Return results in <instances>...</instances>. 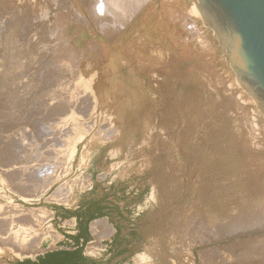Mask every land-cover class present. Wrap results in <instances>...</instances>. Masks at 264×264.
Masks as SVG:
<instances>
[{"label":"bare ground","instance_id":"6f19581e","mask_svg":"<svg viewBox=\"0 0 264 264\" xmlns=\"http://www.w3.org/2000/svg\"><path fill=\"white\" fill-rule=\"evenodd\" d=\"M114 1L115 2L117 1V3H118L117 5L120 4L123 7V10L125 9V11H126L125 12L122 10L123 13L124 12L126 13V18H123V19H125V23L122 25L117 24L118 26H116V25L114 26V24H113V23H115V21H113L112 17L117 20L116 16H113L111 13L109 14V13L105 12V10H103V11L97 10V8L102 9L103 6H101V7L90 6L91 0H0V59L3 60L7 54H8V56L11 55V57H9V58H11L10 59L11 60L10 65L12 63L13 66L19 70L18 72H20L21 77H22V83L21 84H18L19 82L15 83L16 85L14 87L19 85L18 88H16V89L12 88V85L11 86L9 85L10 83H7L9 81H6V82L3 81L2 82L3 87L1 86V92H2L1 95L3 94L4 97L3 96L2 97L4 99L2 98L3 100H1V101H4V103L0 104V107L4 106L3 107L4 109L7 108L9 110V112L14 113L15 114L14 116L19 121H22L23 119L28 117L30 114H33L36 117L37 115L40 116L39 114H41V113L47 112L46 118L49 117L48 118V120L50 119L49 125L50 124L53 125V128H51L52 129L51 134H50V132L47 133V134H50L51 137H49V135H48L49 138L46 137L47 140H45L42 143V145H44V146L50 145L51 148H53V147L55 148L57 144L53 145V143H55L57 139L59 140L60 137H63L65 135L69 136L70 141L69 142L67 141L68 142V143H66L67 145L65 144L66 148L60 142L61 145L64 147L63 148L64 151H63V153L61 152L62 154L58 153V155H57V156L63 155V157H64L63 161L64 162L63 163L61 162V163L64 164V166L68 167L67 169L71 168V165H72V163H73V161L77 155L78 144L85 138V136L88 133H90L94 129V127L97 123V119H95L94 116L97 114V112L99 111L100 114H103L104 112H102V111L107 110L105 108H108V110L111 109V107L109 109V106H111L109 104L116 102V103H113L115 106V104H121L122 105V102H123V101L120 102L121 101L120 98H122L121 96H123V94L125 92L119 93L118 95H113V97H112L113 100L110 101V103L106 102V104L108 103V106L106 107V105H104L105 108L103 109L102 105H103L105 100L110 98V91H111L110 89H108L109 87L104 86V80H106L108 77L111 76V73L109 71L111 69L108 70V67L111 66L112 64L114 65V63L115 64L117 63L115 61L117 59H115V57H113V53H116L117 51L120 52L121 50L119 48L122 47L120 45H123V44H121L122 41L118 42V41L113 40L112 42L110 41L111 43H109V41L105 40V41H107V42H105L102 39L101 40L103 42L100 41V43H99L98 37L102 36L104 39H108V38L112 39L113 36H116L117 34H119L118 32H120V31L127 32L131 27L133 28L134 24L138 28V30H137L138 32L141 31V28H142V31L140 32V34H142V38L144 39V42L142 40H140L141 42L139 41L138 49H137L139 54L138 55L135 54L138 56V58L136 61H134L135 59L134 60H131L130 58L129 59L134 62L133 64H136V65H132L133 67L139 66V67H142L144 69L143 71L145 73L144 72L141 73L144 75V77L147 75L146 65H148L149 63H148V61H146V62L143 61V59L139 56H141L140 53L141 54L142 53L145 54V52L150 53L147 50H151L152 47L154 48L153 45H155V44L149 43V41L151 39H153L149 33H152L151 31L153 30L151 28V23H153L152 19L154 17L156 18V15H158V13L155 14V12L153 10L154 8L150 9L151 7L148 6V5H150L148 2H151V0L150 1L149 0H141V1L140 0H114ZM146 1H147V3H146ZM95 2H97V1H95ZM153 3H155V2H153ZM180 3H181V1H179V4ZM182 3H184L185 7H188L187 12H189L193 16L190 19H194L195 21H197V23L203 24L204 21L201 17V14L199 13L196 5L193 3L192 5L187 6L184 0L182 1ZM146 4H148V5H146ZM144 5H146V6H144ZM181 6H183V5H181ZM148 7H150L149 10H148ZM185 7H183V8L185 9ZM118 8H120V6ZM152 11L154 12L153 14L155 15L153 18L151 16V15H153ZM184 12L185 11H182L183 16L185 15ZM171 13H173V12H171ZM189 13H187V14H189ZM139 15H143V16L148 15L147 17L145 16L147 18V20L145 17H143V19H140V21L138 23L137 19H138ZM87 16L90 18V21H88ZM185 16L188 17V15H185ZM187 17H184V20H186ZM189 17H191V16L189 15ZM189 17H188V22H186L187 24H189V21H190ZM120 19H122V17ZM194 20H191V21H194ZM121 21H123V20H121ZM89 22L92 24L93 27L90 26ZM118 23H120V21H118ZM186 23H185V25H187ZM193 24H195V22ZM158 25H159V23H158ZM182 25L184 26V24H182ZM188 26L191 27L190 24ZM144 27L146 28V30ZM93 28L101 31L102 34H100L99 32H97V34H96V32L94 31ZM201 28H203V27H201ZM204 28L206 30L207 26L205 25ZM187 29H189V28L187 27ZM130 30H132V29H130ZM189 30H190L191 34H193L195 32L194 30H191V29H189ZM175 31L176 30H173L174 33H175ZM181 31H183V30H181ZM184 31H186L185 28H184ZM192 31H194V32H192ZM196 32H197V30H196ZM201 32H203V34H204L203 30ZM83 33L88 34L89 38L87 36L86 39L87 40L90 39L89 40L90 42H88L86 40V43H84L85 42L84 39L78 40L79 39L78 37L81 36L79 34H83ZM190 33L187 32V33H183V34L186 35V34H190ZM131 34H132V31H131ZM152 34H154V33H152ZM176 34L177 33H175V35ZM198 34L199 33H196V34L194 33L193 37L194 36L196 37V35H198ZM213 34L215 35L214 32L212 33V35ZM189 36H187V38ZM200 36H202V35H199L197 37L199 38ZM96 37H97L98 42H96ZM191 37L192 36H190V39H191ZM197 37H196V39L198 40ZM136 38H137V36H136ZM142 38H140V39H142ZM156 39H158V38H156ZM200 39L202 40L203 38H199V40ZM83 40H84V42H83ZM121 40H122V38H121ZM181 40H182V37H181ZM187 40H189V39H187ZM134 41L135 40H133V42ZM127 42L130 43L129 41H127ZM159 42L163 43L164 41H159ZM181 42H183V40ZM197 42H196V44H197ZM132 43H130V44L132 45ZM164 43H167V42H164ZM190 43H191V41H190ZM198 44H200V43H198ZM191 45H192V43H191ZM134 47H136V46H134ZM132 49H130V50H132ZM169 49H170V47H169ZM181 49H184V47ZM173 50H175V49L173 48ZM114 51H116V52H114ZM8 52H10V53H8ZM124 52H123V54H124ZM154 52H155V50H154ZM161 52L165 53V50L164 51L162 50ZM202 52H203V50H202ZM177 53H179L180 55L178 54V56H177L175 54L176 55L175 57H170L169 55L171 53L169 54L167 52L166 54H169V55L166 58L167 59L169 58V59L166 60V58H164L166 60L165 62H171L172 60L180 61L186 57L184 54V51L182 54V50H181V52L177 51ZM155 55H157V54L155 53ZM162 56H164V55H162ZM188 56H190V54H188ZM133 57H132V59H133ZM5 58H7V57H5ZM9 58H7V59H9ZM187 58L192 60L191 57H186V59ZM196 58L197 57H194V60ZM129 59H128V62H129ZM121 61L123 62L122 59H121ZM122 62L120 63V61H118V63H120V64H122ZM5 63L9 64V62H5ZM127 63H126V65H127ZM199 63H200V61H199ZM130 64H131V62H130ZM168 64H170V63H168ZM184 65H185V63H184ZM195 65L202 67L197 63H195ZM119 67H122V66L120 65ZM129 67H131V66H129ZM151 68H152V66H151ZM191 68L188 67L189 70L187 69V70L183 71V73L181 72L180 76L176 75L175 78L171 74L172 72L167 70V68H166L165 72L163 73V75H162V72H161V74L154 75L155 77L158 78L157 81L160 80V82H157V81L155 82V83H157V86L159 88L158 90L161 89L163 91V92L162 91H159V92L162 93V96H163V94H165V96H166V98L164 99V102L156 101L157 99L156 98L153 99L151 97V95L148 94L146 91L142 90V91H139V93L132 91V97H131V95H129V98L130 97L132 98L131 101L124 103L125 107H127L126 104L127 105L132 104V106L130 108L131 111L126 112L127 111L126 110V111H124L125 112L124 113L122 110L124 115H127V116L132 115L133 116L132 117V125L131 124L129 125L130 127L136 128V125L134 126L133 122L136 119L138 120L137 126H139L138 127L139 132L140 131L142 132V130L146 127V124H148L149 116H150L151 118L153 117L152 121H159V119L161 120V124H164V126H165L163 129L168 131V133H169L168 136L171 140H173L174 138L177 139V137L179 136L178 138H180V141H179L180 143L177 146L173 145V143H172V146L177 147L176 151H179L181 153L180 156L182 155V158H183L182 161L184 162V165L186 164L185 166H181V168H182L181 170L184 169V172H186V169L190 168L191 165L192 166L194 165V167H196V165L199 166L201 171L204 170V168L206 169L208 167L210 169L212 167H215L216 169L218 168V173L215 174L214 176H212V175L210 176V174H212L213 171L209 173V177H207L208 173L205 175L201 174L200 178L198 179V182H195L196 178L194 179L195 181L193 180L196 184H192L193 181L191 183L192 186L196 185V187L194 186V190L197 189V194H198V195H196V193H195V196L194 195H192V196L193 197L197 196L198 199H197V197H196V199H194V204L196 205V209H195V205H193V202H191L192 207H190V208H192V210L195 209V211L190 213L189 223L187 225L188 232H189V234H191V236H194L195 234H202L203 235V233H204L206 238H204L201 235L202 238L200 240H198L197 243L192 244L193 247L190 248L189 253H188V255L190 254L189 259L187 258V256L185 257L183 255L182 256L185 257L186 260L181 259L179 257L181 259V262H182V260H184L183 263H181V264H195L196 256L193 253L194 249L208 247V246H210V245H212V244H214L220 240V239H217L218 237L215 238L214 240H211V239L209 240V236L206 235L205 233H211V232H213V230H215L216 232H219L218 236H220L221 234H226V235L228 234V236L231 234V236H232V233L234 230L237 231L238 229L246 227L247 225H250V224L260 226L261 224L264 223V171L260 168V166H259L260 170L259 169L257 170L256 169L257 167H254V164L252 162H250L251 159L250 158L248 159L249 154L247 157V153H245L244 151H241V152H244V154L242 153V156H239L238 152L230 150L231 138L234 134V133H231L230 130L233 129V128H231V126H232L231 124L234 123V120H232L233 122H231L229 120V117H228L231 114L227 115L226 113H228L230 110L233 111L232 107L234 106V104L236 105V102H234L232 100L234 102V104L231 101L230 103H232L233 106H231L229 104L228 105L229 108L228 107L225 108L223 106L224 105L223 102L226 101L228 97L231 99V97L233 96V94H232L233 91L230 89L228 90V88L227 89L224 88L225 89L224 90L222 88L223 82L220 83V79H218L216 77H214L212 79L211 75L207 76V74H206L207 72L204 74V73H202L203 71L201 72L200 69L193 70ZM10 69H11V67H10ZM136 69H140V68H136ZM157 69H158V67H156V70ZM179 69H180V66H179ZM122 70L120 69L121 72H122ZM148 71L150 72L151 69ZM209 72L210 71H208V73ZM127 73H130V72H127ZM151 74H148L147 78L150 77ZM164 74H167V75H165L166 77H164ZM127 75H128V77L122 79V80H125V82L127 84H129V85L133 84L134 85L135 83H137V85L145 87L143 81L142 82H136L134 80L133 74H132L133 76L130 74H127ZM178 75H179V73H178ZM167 76H168V78H167ZM151 77H153V75ZM155 77H153V78H155ZM181 79H184L185 83L184 82L179 83L178 81ZM154 80H156V79H154ZM200 81H202V82H200ZM217 81H219V84ZM231 81L233 82V84L236 83L239 85L236 77ZM20 82H21V80H20ZM199 82L203 83L204 86L198 85ZM149 83H150V86L153 84L151 82H149ZM189 83H192V85H191L192 87L189 86ZM146 86H148V85H146ZM154 86H156V85L153 84L152 87H154ZM232 87L233 86H230V88H232ZM164 89H167V90H164ZM129 90H130V88H129ZM219 94L225 95V97H227V98L225 100H223V98H224L223 97V98H221L223 100V102H219V100H217V98H219V96H218ZM231 94H232V96H231ZM222 95H221V97H222ZM238 95H242V94L239 92ZM164 97H162V98H164ZM247 98H246V100H247ZM161 99H160V101H161ZM230 99H228V103H229ZM171 100H173V102H174L173 105L170 103ZM241 100H242V98H241ZM251 100L252 99H250L249 102ZM48 101L50 104L53 103V105H55L52 109H51V107H48V105H47ZM135 102H139L140 105H142L144 107V111H141L138 113L135 109V105H134ZM151 102H153L154 104H151ZM54 103H56V104H54ZM113 104H112V106H113ZM117 106H120V105H117ZM124 106L122 109H124ZM236 107L234 109H236ZM0 109H2V108H0ZM112 109H115V108L113 107ZM238 109L240 110V112L243 113V114L238 113V114L243 115V117L240 116V117H242V119L239 118V120H238L240 125H241V128L243 129L241 131L243 135H240L242 137L238 136V138H241V140H240L241 144L239 145L238 148L241 150H244V148L247 144V142H246L247 136H248V138H250L248 135V132L251 133V131L252 130L254 131V129H253V127H252L253 125H251V123L247 126V125H245V122H243V125H242V122H240V121H243V118L244 119L246 118L244 116H245V113L247 111L244 112L245 110L242 109L241 107H238ZM120 110H121V108H120ZM222 110L223 111L225 110L223 114H222V112H223ZM232 111L229 113H232ZM136 113H138V114L136 115ZM3 117L5 118L6 116H3ZM3 117H1V118H3ZM99 118H101V117H99ZM115 118H116V115L114 117V120H118ZM134 118H136V119H134ZM250 118H251V116H250ZM7 119H9V118L7 117ZM13 119H15V118H13ZM104 119L106 121V118H104ZM26 120H30V119L27 118ZM46 120L47 119H44V121L42 120L43 123L47 122ZM114 120H110V121H114ZM130 120H131V118H130ZM245 120H247V119H245ZM32 121H34V120H32ZM99 121H100V119H99ZM99 121H98V123H99ZM235 121L238 122L237 119ZM108 122L106 121L105 123H108ZM117 122H119V120ZM5 123L7 125V122H5ZM43 123L41 124V126H45V124H43ZM129 123H131V122H129ZM252 123H253V121H252ZM254 123L256 124V122H254ZM112 124H116V123H112ZM246 124H248V123H246ZM3 125H0V127H4ZM6 125H5V127H6ZM103 125L105 126V124H103ZM109 125H111V124H108V126ZM117 125H119V123H117L115 125L116 128H117ZM46 126H47V124H46ZM126 126H128V124ZM5 127L2 129H5ZM113 127L114 126H112V128ZM237 127H238V129H241V128H239L240 126H237ZM40 128L39 129L37 128V130H40ZM105 128H107V127H105ZM116 128L113 129V131L116 130ZM118 128H120V131H121V129L123 127L119 126ZM19 129H21V128H19ZM31 129L27 130V131L28 132L32 131ZM103 129L101 128L100 130L102 131ZM35 130L36 129H34V131ZM0 131H2L1 128H0ZM34 131H32V132H34ZM117 131H118V129H117ZM135 131H137V129ZM114 132H116V131H114ZM161 132H164V131H161ZM110 134H111V132H110ZM110 134H108L107 137L112 136ZM252 134H253V132H252ZM28 135L31 136V135H34V133L31 134L29 132ZM163 135H164V133H163ZM6 136H8V135L6 134ZM25 136L22 137L20 135L18 137V138H20V137L23 138V139H20L21 140L20 142L17 141L20 143L21 147H23V148L24 147L25 148L26 147L27 148H33L34 147V148H36V150L40 149L39 141L36 142L34 139L28 140L29 137L26 138ZM103 136H105V135H103ZM119 136H120V134H119ZM152 136H154V138H155L154 134ZM160 136H162V135L159 134V137ZM91 138H92V136H91ZM145 138H147V137H145ZM149 138H151V137L149 136ZM62 140L63 139H61V141ZM106 141H108V140H106ZM175 141L177 142V140H175ZM149 142H151V141H149ZM152 142H154V141H152ZM170 142H173V141H170ZM237 142L239 143V141H237ZM237 142L235 144H237ZM57 143H58V145H60L59 142H57ZM12 144L16 145L17 143L16 144L12 143ZM157 144H158V142H157ZM18 146H19V144H18ZM44 146L41 147V149L46 148ZM151 146H150V149H151ZM157 146L159 148L160 144H158ZM168 146H166L164 148L168 149L170 147V146L169 147ZM249 146H251V144ZM155 148H157V147H155ZM41 149L38 151V153L36 155L34 154V156H32L33 153H36L35 152L36 150L34 149L33 153H31V155L29 154L31 156V158L28 157V159L24 160V162H21V160L20 161L17 160L18 163H17V167H16L17 173L15 172L16 173L15 180L18 181V186L16 187V189H18L20 186H23V185L27 186L29 184L28 182H30V180L35 182L34 179H35V175H36V176H38V177L40 176V178H42L41 181H40V179L39 180L36 179L37 182L40 181L39 192H38L37 196L43 195V194L47 193L49 190H51L52 185L56 181H58L62 175H64L66 173L64 171L60 172L63 167L60 169H57L60 174L55 172V171H52L55 164L50 169L51 166H49L50 165L49 163L52 160V158H51V160L49 158V160H50L49 161L48 160L49 156L44 155V153H46L47 151H44V153H42ZM63 149L60 148L59 150L62 151ZM153 149H154V147H153ZM17 150L18 149L11 148V147L6 149V151L8 152V155H10V157L12 154L14 155V157H17L16 154L19 153ZM24 150H26V149H24ZM120 150H121V148H120ZM254 150H256V149H254ZM15 151H17V153H15ZM19 151H20V149H19ZM56 151L58 152V150L56 149L54 151V153ZM257 151H256V153H257ZM22 152H20V153H22ZM128 152H129V150H128ZM146 152L147 151H145L144 154ZM163 152H164L163 154L166 153L165 151H163ZM150 153H151V150H150ZM172 153H173V151H172ZM25 154H27V152ZM120 154H122V153H120ZM154 154H155V152H154ZM257 154H259V153H257ZM52 155H54V154H51V156ZM115 155H117V154H115ZM146 155H147V153L145 154V156ZM170 155L172 156L173 154H170ZM177 155L179 156V154H177ZM180 156L178 158H179V161L182 162L180 160V158H181ZM52 157H55V156H52ZM56 157H55V159H56ZM148 157L150 158V156H148ZM159 157H158V160H159ZM259 157L261 158L260 155H259ZM19 158L21 159L22 157L20 156ZM58 158H57V161L59 164V160H62V157H61V159H58ZM154 158H155V156H154ZM169 158H170V156H169ZM174 158H176V155ZM254 159L257 160V158H254ZM156 160H157V158H156ZM173 160H177V158L173 159ZM263 160L264 159H262L260 161H263ZM170 161L171 160H169V162ZM179 161H176V162H179ZM252 161H254V160H252ZM255 161H254V163L258 165V163H256L257 161L256 162ZM0 162H2V160ZM155 162L156 161L154 160L153 163H155ZM236 162H238V163L236 164ZM13 163H15V162H13ZM3 164H4V162H3ZM166 164H167V162H166ZM157 165L158 164L155 163L154 167H156ZM159 165H161V167H162L161 162ZM179 165H178V167H179ZM261 165H264V162ZM4 166L3 167L1 166V168L3 169L6 167V166L5 167ZM172 167H174V166H171L170 168H172ZM247 168L249 170L250 169L252 170V174L249 172V170H247ZM262 168H264V166ZM169 170L172 171L173 169L172 170L169 169ZM181 170H179V173H181ZM73 171H74V169H73ZM193 171H194V169H193ZM235 171H236V173L234 175L237 174L236 176H238L241 180V181H239L240 182L239 185H236L233 183V182H235L236 178H235V180H233V182H232L233 184H230V182L229 183L223 182L224 180L225 181L229 180L230 179L229 176H232L233 172H235ZM172 172H174V171H172ZM190 172H192V171H190ZM167 173H168V171H167ZM179 173L176 172V173H170V174H171V176H173V174L180 175ZM186 173L190 174L189 172H186ZM165 175L166 174H164L163 176L165 177ZM197 175H199V173ZM33 176H34V179L31 178ZM159 177H161V176H159ZM161 180H163V179H160V181ZM189 180H188V183H189ZM221 180H223V181L220 182ZM252 182H254V184ZM237 183H238V181H237ZM70 184H71V182H70ZM30 185H32V183H30ZM28 187L29 186H27V188ZM64 187H65V184H64ZM80 187H83V184ZM65 189H66V191L64 190V188L62 189V186H61V188L59 187V189L54 192L52 198L57 199L59 201H63L64 200L63 193L65 194L67 192L66 187H65ZM19 190H21V189H19ZM181 190L183 191V188H181ZM174 192H175V190H174ZM21 194H24V192H21ZM66 194H65V197H66ZM166 195H167V193H166ZM171 195H168L166 197L170 198ZM173 196L174 195H172L171 197H173ZM32 198H34V196ZM168 198H167V200H168ZM155 200H157V199H155ZM64 202H67V201L64 200ZM163 207H165V206H163ZM188 209H189V207H188ZM180 210H182V209H180ZM180 210H179V212H180ZM47 212H50V211H47ZM185 212H186V210H185ZM186 213H188V212H186ZM181 214H178V215L181 216ZM183 216H182V218H183ZM5 218L9 219L11 222H13L12 224H14V223L18 224V230L16 233H14L15 231L13 232L14 233L13 237H10L8 233L10 232L11 228L13 230L17 229L16 228L17 226L14 228V225L10 224L9 226L11 227V225H12L13 227H11V228L9 227L10 229H8L9 232L7 233L8 230L5 226L7 224H4V222H3V219H5ZM45 218H46V212H44L41 209H32V210L21 209L18 205H14L12 203H9V205H7V206L6 205L1 206V204H0V256H5V255L8 256L10 254H13L14 256L20 257V258H22V257H35L39 252H42L43 251V247H42L43 242H44V240H47L46 238L48 236H45L43 234L40 235V233L38 231L42 228L41 223L43 222V220H45ZM170 218H172V217H170ZM182 225H183V223H182ZM178 228H176V229L178 230ZM253 229H254V227H253ZM157 230H158V228H157ZM249 230H251V229H249ZM254 231H253V233H255L257 230L255 232ZM173 232L175 233V231H173ZM171 233H172V231H171ZM244 233L245 232H243V234ZM248 233H250V232H248ZM253 233H251V234H253ZM158 234H159V232H158ZM239 235L240 234H238L237 236H239ZM260 235H262V234H260ZM228 236H227V238H228ZM247 236H248V234H247ZM171 237H172V235H171ZM183 237H185V236H183ZM255 237L253 235V238H255ZM227 238L225 236L224 239H227ZM250 238H252V237L250 236ZM256 238H255V240L253 239L254 242L252 239H249V240H252L253 243L251 241H249L252 244L250 246H244V248H242L243 246L242 247L230 246L229 249L232 248L231 252L223 255V257L220 258L221 259L220 261H217V259L209 257V256L216 255L215 251L211 252L208 255L206 251H204V250L199 251L198 250L199 251L198 255L200 257V260H199L200 263L199 264H238L239 262L241 263L242 261H247L248 259H250V261H252L250 256H251V254H254L256 252H257V254L259 253V256L261 258V259H259L258 264H264V248H262V246L264 245V237L263 238L261 237L262 240H258L261 238H258V239H256ZM179 240H180L179 243H181L182 238L181 239L179 238ZM241 240H243V242L247 241L246 243H248V240H246V241H244L245 239H241ZM233 242H234V240H233ZM243 242L241 244H243ZM237 243H238V241H237ZM230 244H232V243H230ZM227 245L229 246V244H227ZM184 246H185V243H184ZM187 247H188V245H187ZM154 249H155V252L157 254H160V252H159L160 247L158 244H155ZM224 249H227V248L225 247ZM186 250H187V248L185 249V251ZM182 251H184V249ZM226 252H229V250H227ZM223 253H225V252H223ZM182 254H185V253L183 252ZM163 256H165V255L163 254ZM174 256H176V255H173V256L171 255L172 258L170 256H169V258H171L172 260L175 258V260H176V257H174ZM139 257H141V256H139ZM207 257L210 259H207ZM141 258H143V257H141ZM179 258L177 257V259H179ZM164 260H165V257H164ZM187 260H188V263L185 262ZM172 262H174V261H172ZM174 263H176V262H174ZM174 263H171V264H174ZM254 263H256V262H254ZM167 264H168V262H167Z\"/></svg>","mask_w":264,"mask_h":264},{"label":"rangeland","instance_id":"374dc122","mask_svg":"<svg viewBox=\"0 0 264 264\" xmlns=\"http://www.w3.org/2000/svg\"><path fill=\"white\" fill-rule=\"evenodd\" d=\"M95 1H97V2H95ZM179 1H181L180 4L183 6H181L179 4ZM182 1L183 0H158V1L157 0H151V2H148L150 5L146 4V5L151 7V8L148 7V10H149V8L150 9L154 8L153 10H154L155 14L158 13V15H156V18H155L154 17L155 15L153 14L154 12L152 11L153 15H151V16H152V18L153 17L154 18L152 19L153 23H151V28L154 31L152 30L151 32L154 34L149 33L151 35V37L153 38V39H151L152 41L151 40L149 41V43L155 44V45H153L154 48L152 47L151 50H147L150 53H146V52H145V54L140 53L141 56H139L143 59V61H145V62L148 61V63L150 64V65L148 64L149 66L146 65L147 75L145 77L143 74H141L142 72H144L143 71L144 69L142 67H139V66L133 67L132 65H136V64H133L134 62L131 61L134 59H135L134 61H136L138 58L137 55L139 54V52L137 49H138L139 41L142 40L144 42V39L142 38V34H140V32L142 31V28H141V31L138 32L137 31L138 28L134 24L133 28L129 27L132 30H130L128 28L129 30L127 32H124V31L118 32L117 31L119 34H117L116 36H113L112 39L108 38L109 39L108 40V39H104L102 36L98 37L99 43H100V41L103 42L102 40H104V41L107 40V41H109V43H111L114 40V41H118V42L122 41L121 44H123V45H120V46H122L119 48L121 50L120 52L114 51L116 53H113V57H115V59H117L115 61L117 62L116 64L118 66L114 63V65L112 64L111 66L108 67V70L111 69V70H109L111 73V76L108 77L106 80H104V86L109 87L108 89H110L111 91H110V98H108L105 101L103 100L104 101V103L102 105L103 109L105 108L104 105H106V107L108 106V103L106 104V102L110 103V101L113 100L112 99L113 95H118L119 93H122V92L123 93L125 92V93L123 94V96H121L122 98H120V100H121L120 102L123 101L122 105L121 104H115V106H114L113 103H116V102H113V103L109 104V105H111V106H109V109L111 107L110 110H108V108H105L107 110H103L102 111V112H104L103 114H100L98 111L97 114L94 116L95 119H97V123H96L94 129L90 133H88L85 136V138L78 144L77 155H76L70 169H67L68 167H66V166H64V164H62L64 162L63 161L64 160L63 155H59L60 157L57 156L58 153H60V154L63 153V151H64L63 146H65V148H66V145H67L66 143H68L70 141L69 136L65 135L63 137H60L59 140L57 139L56 142L53 143V145L57 144L56 147L58 146L59 148L58 147L57 148L56 147L51 148L50 145H48V146L42 145V143L45 140H47V138L51 137L50 136V134L52 132L51 128H53V125H51V124L49 125V120H50V119L48 120L49 117L46 118L47 112H44L45 114L41 113V114H39L40 116L37 115L36 117L33 114H30L28 117H26L22 121H19L14 116L15 115L14 113L9 112V110L7 108L4 109L3 108L4 106L0 107V108H2V109H0V125L4 124L3 126L5 127V125H6L5 122H7L5 129H2L4 127H0L2 130V131H0V161L2 160V162H0V165L2 167L4 165L6 166V167L4 166L5 168H3V169L0 166V172H1L0 173V204H1V206H5V205L7 206V205H9V203H12L14 205H18L21 209H30V210L41 209V210H43L44 212H46V218L41 223L42 228L39 231L38 230L37 231L40 233V235L43 234V235L48 236V237H51V236H57L58 237L59 233H61L63 231H69L68 227L71 225V223H73L71 220L73 218H75L77 215L85 214V215H87L86 216L87 220L92 221V220H96V219H99L101 217H104L108 214H112L111 215L113 218L112 222L114 224H117V226L119 228V234H117V240H116L117 241L116 242L117 243L116 255L114 256V254H113L112 257L108 256L107 260H102V261L94 260L93 264H167V262H168V264H171L174 262H176L174 264H177V263L181 264V263H183L184 260H186V258H185L186 256L189 259L190 254L188 255V253H189L190 248L193 247L192 244L197 243L198 240H200L202 238V236L204 238H206L204 233H203V235L202 234H195L194 236H191V234H189V232H188L187 225L189 223L190 213L194 212L196 209V205L194 204V199H196L197 196L193 197L192 195L195 196V193H196V195H198L197 189L195 188L196 190H194V186L196 187V185L192 186L191 183L195 178H196L195 179L196 181L195 180L194 181L198 182V179L200 178L201 174L205 175L208 173L207 177H209V173L213 171L212 174H210V176L211 175L214 176L215 174L218 173V168L216 169L215 167H212L210 169L208 167L206 169L204 168V170L201 171L199 166L196 165V167H194V165L193 166L191 165L190 168L186 169V172H189L190 174L184 172V169L181 170L182 169L181 166H185L186 164L184 165V162L182 161L183 160L182 155L180 156L181 153L179 151H176L177 147L172 146V143L175 146H177L180 143L179 142L180 138H178L179 136L177 137V139L174 138L175 140H177V142L174 139L171 140L168 136L169 135L168 131L163 129L165 126H164V124H161V120L159 119V121H152L153 117L151 118L150 116H149L148 124H146V127L142 130V132L141 131L139 132L138 131L139 126H137L138 120L136 118H134L136 120H134L133 125L134 126L136 125V128L130 127L129 125L130 124L132 125V117L133 116L132 115H129V116L124 115V113H125L124 111H126V110H127L126 112L131 111L130 108H131L132 104H129L130 106L126 104V106L129 108L128 109L127 107L124 106L125 105L124 103L131 101L132 91L137 92V93H139V91H142V90L146 91L148 94L151 95V97L153 99L156 98L157 99L156 101L164 102V99L166 98V96H165V94H163V96H162V93L159 92L162 90L161 89L158 90L159 88L157 86V83H155L158 78L155 77L154 75L161 74V72L163 75L166 68H167V70L172 72L171 74L174 76V78L176 77V75L180 76L181 72L183 73V71L187 70L188 67H190V68L192 67L191 69H193V70L200 69L201 72L203 71L202 73H204V74L207 72L206 73L207 76L211 75L212 79L214 77L220 79V83L223 82V86H222L223 89L228 88V90L230 89L233 91V93H232L233 96H232V94H231L232 97L230 96L231 99L229 97L228 98L225 97V95H222V94H219L218 95L219 98H217V100H219V102H223V100H225L227 98V100L223 102L224 103L223 106L225 108H227V107L229 108V106H228L229 104L231 106H233L232 103H230L232 100L234 102H236V105H235L234 102L232 101L234 104V106L232 107L233 111L232 110L229 111V112L232 111V113H229L228 111H227L228 113H226L227 115L231 114L230 116H228L229 120L231 122H233L232 120H234V123L231 124L232 125L231 128H233L234 130L233 129L230 130L231 133H234L232 138H231V147L232 148L230 147V150L238 152L239 154L238 153L237 154L239 156H242V153L244 154V152L247 153V157L249 154L248 159L249 158L251 159L250 162H252L254 164V167H257L256 168L257 170L258 169L260 170V168H261L264 171V168H262L264 165H261V164H263L264 160L260 161V160L264 159V115L259 110L257 103L241 87V85L240 84L238 85L236 83L233 84V82L231 80H233L235 77L233 76L231 71L227 70L225 60L224 59H216L215 48H214V37H215V35L214 34L212 35V33H209V30L207 28L205 30V28H204L205 24L203 21H202L203 24H201V23H197V21H195L194 19H190L193 16L189 12H187L188 7H185L184 3H182ZM153 2H155V3H153ZM146 3H147V1H146ZM117 4H118L117 1L115 2L114 0H91L90 6H92V7L93 6H97V7L103 6L102 9L97 8V10H102V11L105 10V12H107L109 14L111 13L113 16H116L117 20L113 17H112V19H113V21H115V23H113L114 26L115 25L118 26L117 24L122 25L125 23V19H123V18H126V13H125L126 11H125V9L123 10V7L120 4L119 5H117ZM146 5H144V6H146ZM119 6H120V8H118ZM183 7H185V9ZM122 10L125 11L124 12L125 14L123 13ZM182 11H185L184 14L188 15V17H189V15L191 16V17H189V19H190L189 24L191 27H189L188 26L189 24L186 23V22H188V17L185 15L183 16ZM171 12H173L174 14ZM187 13H189V14H187ZM145 16L147 17L148 15H144V16L139 15L137 22L139 23L140 19H143V17H145ZM121 17H122V19H120ZM184 17H187L186 18L187 21L184 20ZM87 19H88V21H90V18L88 16H87ZM121 20H123V21H121ZM146 20H147V18H146ZM191 20H194V21H191ZM118 21H120V23H118ZM194 22H195V24H193ZM158 23H159V25H158ZM185 23L187 25H185ZM89 24L91 27H93L90 22H89ZM182 24H184L185 27ZM186 26L189 29L194 30L195 32L194 31H192V32H194L195 34L199 33L198 35H196V37L199 35H202L199 38H203V39L199 40V38L197 37L198 38V40H197L195 36H194L195 37L194 38L193 37L194 33L191 34L190 30L187 29ZM201 27H203V28H201ZM184 28L186 29V31H184ZM93 29L96 32V34H97V32L102 34L101 31L96 30L95 28H93ZM145 30H146V28H145ZM173 30H176L175 31V33H177L176 35L173 32ZM181 30H183L184 32ZM196 30H197V32H196ZM202 30L204 31V34H203V32H201ZM131 31H132V34H131ZM187 32H189L190 34H186V35L183 34V33H187ZM79 35H81L83 38L80 36V37H78L79 38L78 40L84 39L85 42H84V40H83V42L86 43V40H87L86 37L88 36V34L83 33V34H79ZM189 35L192 36L193 38L191 37V39H190ZM136 36H137V38H136ZM187 36H189V37L187 38ZM181 37H182L183 42H181L182 41ZM88 38H89V36H88ZM121 38H122V40H121ZM140 38H142V39H140ZM156 38H158V39H156ZM186 38L189 40H187ZM89 40H87V41L90 42ZM133 40H135V41L133 42ZM107 41H105V42H107ZM127 41H129L130 43L133 42L132 45L130 43H128ZM159 41H164L167 43H164V42L161 43ZM190 41H191L192 45H191ZM195 41L196 42L198 41L197 44ZM96 42H98L97 37H96ZM198 43H200V44H198ZM134 46H136V47H134ZM169 47H170V49H169ZM183 47L185 50L181 49ZM173 48L175 50H173ZM130 49H132V50H130ZM161 49L163 51L165 50V53L161 52L162 51ZM201 49L203 50V52ZM154 50H155V52H154ZM181 50H182V54L184 51L185 56L191 57L192 60H190L188 58H187L188 59L187 60L185 57L182 60L179 59L181 62L178 60H175V61L172 60L171 62H165L166 60L169 59V58L167 59L166 57H168V55L170 53H171L169 55L170 57H175L176 55L178 56V54H179V53H177V51L181 52ZM123 52H124V54H123ZM167 52L169 54H166ZM8 53H10V52H8ZM155 53L158 56L155 55ZM135 54H137V55H135ZM188 54H190V56H188ZM162 55H164V56H162ZM5 57L9 58V57H11V55L8 56V54H7ZM5 57L3 59L4 61L2 59H0V104L4 103V101H1L4 99L3 94L1 95V93H2L1 92V86H2L3 81L4 82L9 81L7 83H10L9 85L10 86L12 85V88H15V89L18 88V86H19L18 85L16 87H14L16 85L15 83H17V82H19L18 84L22 83L21 74H20V72H18L19 70L16 67H14L12 63L10 65V62H11L10 59L11 58L7 59ZM132 57H133V59H132ZM194 57H197V58L194 60ZM164 58H166V60ZM121 59L123 60V62L121 61ZM128 59H129V62H128ZM118 61H120V63L122 62V64L118 63ZM199 61H200V63H199ZM5 62H9V64L5 63ZM130 62H131V64H130ZM126 63L128 66L126 65ZM168 63H170V64H168ZM184 63H185V65H184ZM195 63L199 64L202 67L195 65ZM120 65L122 67H119ZM178 65L180 66V69H179ZM129 66H131V67H129ZM151 66L153 69L151 68ZM10 67H11V69H10ZM156 67H158L157 70H156ZM136 68H140V69H136ZM120 69L121 70L123 69L122 72L120 71ZM125 69L126 70L128 69V70L126 71ZM150 69H151V71L149 72L148 70H150ZM208 71H210V72L208 73ZM127 72H130V73H127ZM126 73L130 74V75L133 74L134 76L133 75L132 76L134 77V80L136 82H142L143 81L145 87L139 86V85H137V83H135L134 85L133 84H131V85L127 84L125 82V80H122V79L128 77V75ZM178 73H179V75H178ZM148 74H151V76L153 75V77H155V78H153L151 76H150L151 78L148 77L151 80L150 81L147 78ZM165 75H167V74H164V77H166ZM167 78H168V76H167ZM19 79L21 80V82ZM154 79H156V80H154ZM148 81L153 83L156 86L152 87L153 84L150 86V83ZM157 82H160V80H158ZM178 82L179 83L180 82L185 83V80L181 79ZM200 82H202V81H200ZM200 82L198 85L204 86L203 83H200ZM217 82L219 84V81H217ZM146 85H148V86H146ZM191 85H192V83H189V86H191ZM230 86H233V87L230 88ZM129 88H130V90H129ZM164 90H167V89H164ZM239 92L242 95H238ZM129 95H131L130 98H129ZM221 95H222V97H221ZM161 96L162 97L165 96V97L162 98ZM221 98H223V100ZM241 98H242V100H241ZM246 98H247V100L252 99L251 101L253 103L251 101H250L251 102L250 103L249 100L247 101ZM160 99H161V101H160ZM228 99H230L229 103H228ZM170 103L173 105V103H174L173 100H171ZM54 104H56V103H54ZM112 104H113V106H112ZM151 104H154V103L151 102ZM47 105H48V107H51V109L55 106V105H53V103L50 104L49 101H48ZM117 105H120V106H117ZM134 105H135V109L138 113L141 111H144V107L142 105H140L139 102H135ZM123 106H124V109H122ZM113 107L116 110L112 109ZM119 107L121 108V110ZM235 107L237 110L234 109ZM238 107H241L242 109H244L245 110L244 112L247 111L245 113V116H244V117H246L245 119H247V120H245L243 118V121H240V122H242V125H243V122H245V125H247V126L251 123V125H253L252 127L255 131L254 132L252 130L251 133L248 132V135L250 138H248V136H247L248 140L246 139V142L248 145L246 144L244 150H241L238 148L239 145L241 144V142H240L241 138H238V136L243 135L241 132L243 129L241 128V125L238 121L239 118L242 119L243 113L240 112ZM122 110L124 113L122 112ZM224 111L222 112V114L224 113ZM138 113H136V115ZM238 113H242V114H238ZM115 115H116L115 119H118L119 122H117L118 120H114ZM3 116H6V117L4 118ZM240 116H242V117H240ZM250 116H251V118H250ZM1 117H3V118H1ZM7 117L9 119H7ZM99 117H101V118H99ZM129 117L131 118V120ZM11 118L12 119L15 118V119L12 120ZM27 118L30 120H26ZM104 118H106V121L107 122L109 121V122L105 123L106 121ZM31 119L34 121H32ZM44 119H47L46 120L47 122L43 123ZM99 119H100V121H99ZM236 119L238 122L235 121ZM110 120H114V121H110ZM98 121H99V123H98ZM252 121H253V123L256 122V124L255 123L253 124ZM129 122H131V123H129ZM42 123L45 124V126H41ZM102 123L105 124V126ZM112 123H116V124L119 123V125H117V128H116L115 127L116 124H112ZM246 123H248V124H246ZM46 124H47V126H46ZM108 124H111V125L108 126ZM127 124H128V126H126ZM112 126H114V127L112 128ZM119 126L123 127L121 129V131H120V128H118ZM237 126H240L239 128H241V129H238ZM105 127H107V128H105ZM19 128H21V129H19ZM37 128L38 129L40 128V130H37ZM101 128L102 129L104 128V129L101 131L100 130ZM115 128H116V130H114V131H116V132L113 131V129H115ZM133 128L135 130L137 129V131H135ZM30 129L32 131H34V129H36L37 131L36 130L34 132L29 131L31 134L34 133V135L30 136V135H28L29 132L27 131ZM117 129H118V131H117ZM161 131H164V132H161ZM49 132H50V134H47ZM100 132L105 136H103ZM110 132H111V134H110ZM252 132H253V134H252ZM5 133L8 136H6ZM163 133H164V135H163ZM108 134H110L112 136L107 137ZM119 134H120V136H119ZM153 134L155 135V138H154V136H152ZM159 134L162 136L159 137ZM20 135L22 137L26 135L25 136L26 138L29 137L28 140L34 139L36 142L39 141L40 149L43 146L46 147L44 149H41V152L44 153V151H47L46 153H44V155L49 156L48 160H49V158H50V160L52 158L51 161L49 160L50 161L49 166H51L50 169L55 164L52 171L59 173V171L57 169H60L63 167L60 172H63V171L66 172L64 175L61 176V178L58 181H56L52 185L51 190H49L47 192L48 194L45 193L43 195L37 196V194L39 192V184H40V181L42 180V178H40V176L38 177L36 175H35V179H34V176L31 177L35 180L36 183L33 182L32 180H30V182H28L29 184L27 186H29V187L31 186L30 188L29 187L27 188L26 185H23V186H20L18 189H16V187L18 186V181L15 180V175L17 173V170H16L17 163H18L17 160H19V161L21 160V162H24V160L28 159V157L31 158V156H30L31 153H33L34 149L36 150V148H34V147L33 148L21 147L19 142L21 141L20 139H23V138H21V137L18 138ZM48 135H49V137H48ZM91 136H92V138H91ZM149 136L152 139L149 138ZM145 137H147L148 139ZM240 137H242V136H240ZM61 139H63V140L61 141ZM105 139L108 141H106ZM148 140L151 142H149ZM17 141H19V142H17ZM152 141H154V142H152ZM170 141H173V142H170ZM237 141H239V143ZM57 142H59V143L61 142L63 146L61 145V143H60V145H58ZM157 142H158V144H160L159 148L157 146L158 145ZM236 142H237V144H235ZM248 142L251 144V146H249L250 144ZM12 143H14V144L17 143V144L13 145ZM18 144H19V146H18ZM150 146H151V149H150ZM161 146L163 148L168 146L169 148L163 149ZM9 147L18 149L17 151L19 153L16 154L17 157H14L13 154L11 155V157H10V155H8V152L6 151V149H8ZM153 147H154V149H153ZM155 147H157L158 149ZM60 148L63 150L62 151L59 150ZM120 148H121V150H120ZM19 149H20V151H19ZM24 149H26V150H24ZM40 149L36 150L35 151L36 153H33L32 156H34V154L36 155ZM56 149L58 150V152L56 151L54 153V151ZM254 149H256V150H254ZM21 150L22 151L24 150V151L22 152ZM128 150H129V152H128ZM144 150L147 151L146 156H145L146 153L144 154V152H145ZM150 150H151V153H150ZM17 151H15V153H17ZM163 151H165L166 153L163 154L164 153ZM172 151H173V153H172ZM241 151H244V152H241ZM256 151L259 154H257ZM20 152H22V153H20ZM26 152H27V154H25ZM154 152H155V154H154ZM120 153H122V154H120ZM176 153L179 154V156L181 157L180 160L182 162L179 161V158H178L179 156ZM51 154H54L52 156H55V157L57 156L56 159H55V157H52ZM115 154H117V155H115ZM170 154H173V155L171 156ZM175 155H176L177 160H173V159H176V158H174ZM251 155L254 158H257V160L254 159ZM259 155L261 156V158L259 157ZM20 156L22 157L21 159L19 158ZM148 156H150V158ZM154 156H155V158H154ZM169 156H170V158H169ZM61 157H62V160H59V164H58L57 158L61 159ZM158 157H159V160H158ZM156 158H157V160H156ZM154 160L156 161L155 163L158 164L156 166L157 168L154 167V164H155V163H153ZM169 160H171L172 162L171 161L169 162ZM252 160H254V161L256 160L257 162L256 161L255 162L258 163V165L255 164L254 161H252ZM12 161L15 163H13ZM159 161L161 162L162 167H161V165H159L160 164ZM176 161H179L180 163L176 162ZM3 162H4V164H3ZM166 162H167V164H166ZM237 163L238 162H236V164ZM178 165L180 168L178 167ZM171 166H174V167L170 168ZM259 166H260V168H259ZM168 168L171 170L173 169L172 171H174V172L170 171ZM248 168H247V170H249ZM73 169H74V171H73ZM193 169H194V171H193ZM166 170L168 171V173ZM179 170H181V173H179ZM190 171H192V172H190ZM176 172L179 173L180 175L173 174V176H171L170 173H176ZM249 172L252 174L251 169L249 170ZM198 173H199V175H197ZM235 173H236V171L233 172L232 176H229L230 177L229 180H227V181L221 180L220 182H222V181L228 182V183L230 182V184L234 183L236 185H239L240 184L239 181H241V180L238 176H236L237 174L234 175ZM164 174H166L165 177L163 176ZM159 176H161V177H159ZM235 178H236V180H235ZM36 179H38V180L40 179V181L37 182ZM160 179H163V180H161L162 182L160 181ZM188 180H189L190 184L188 183ZM233 180H235V182H233ZM194 181L192 184H196ZM237 181H238V183H237ZM70 182H71V184H70ZM30 183H32V185H30ZM252 183L254 184V182H252ZM64 184H65V187L67 188V192H66L67 194L65 193L66 194V197H65V194L63 193V197H64V200L67 202H64V200L59 201L57 199L52 198L54 192L57 191L59 189V187L61 188V186H62V189L64 188V190L66 191ZM82 184H83V187H80ZM181 188H183V191L181 190ZM19 189H21V190H19ZM174 190H175V192H174ZM21 192H24V194H21ZM166 193H167V195H166ZM171 194L174 196L171 197L172 196ZM165 195L166 196L171 195L170 196L171 199L166 197ZM26 196L27 197L29 196L28 198L30 200ZM33 196H34V198H32ZM167 198H168V200H167ZM155 199H157V200H155ZM197 199H198V197H197ZM166 201L167 202L169 201L170 203L169 202L167 203ZM191 202H193V205H195L194 210H192V208H190V207H192ZM163 206H165V207H163ZM188 207H189V209H188ZM180 209H182V210H180ZM46 210L50 211V212H47ZM179 210H180V212H179ZM185 210L188 213H186ZM177 213L178 214L182 213V214L180 216ZM182 216H183V218H182ZM170 217H172V218H170ZM59 218H62V219L60 220ZM3 222H4V224H7V225H5L7 230L10 229L11 227H13L12 225H14V228L17 226L16 227L17 229H14V230L12 228L10 229L11 233L9 232V230L7 231V233L9 232L8 233L9 236L13 237L14 236L13 234L16 233L18 230V224L17 223L12 224L13 222H11L9 219H6V218L3 219ZM182 223L184 226L182 225ZM10 224H12L11 227L9 226ZM253 227H254V229H253ZM157 228H158V230H157ZM176 228H178V230ZM249 229H251V230H249ZM254 230L255 231L257 230L258 232L257 231L255 232ZM171 231H172V233H171ZM173 231H175V233ZM253 231L256 234L253 233ZM158 232H159V234H158ZM243 232H245L244 233L245 235L243 234ZM248 232H250V233H248ZM246 233L248 234V236ZM251 233H253V234H251ZM263 233H264V223L261 224L260 226L250 224V225H247L246 227L238 229L237 231L234 230L232 233V236H231V234L229 236H228V234L227 235L221 234L220 236H218L219 232H216L215 230H213V232H211V233H205L206 235L209 236V240L210 239L214 240L217 237H218L217 239H220V240L218 242L208 246V247L194 249L193 253L196 256L195 264L200 263L199 262L200 257L198 255V252L201 250L206 251L208 255L211 252L215 251L216 255L209 256V257H212L214 259H217V261H220L221 260L220 258H222L223 255L231 252L232 248L229 249L230 246H232V247L233 246H237V247L243 246L242 248H244V246H250L254 242L256 237H257L256 239L261 238V237L263 238L264 237ZM236 234L237 235L240 234V235L237 236ZM260 234H262V235H260ZM171 235H172V237H171ZM253 235H254V237L255 236L256 237L253 238ZM183 236H185L186 238ZM225 236H226V238L228 236V238L224 239ZM250 236L252 238H250ZM179 238L180 239L182 238V240H183V241L181 240V243H179L180 242ZM262 238L258 239V240H262ZM241 239H245L244 241L248 240V243H246L247 241L243 242V240H241ZM249 239H252V240L254 239V240L252 242V240H249ZM233 240H234V242H233ZM237 241H238V243H237ZM249 241H251L252 243ZM242 242H243V244H241ZM184 243H185V246H184ZM230 243H232L233 245ZM44 244H45V247H47L49 245V243H47L46 241H44ZM155 244L159 245L160 254H157L155 252V249H154ZM227 244H229V246ZM187 245H188V247H187ZM58 246H60V245L58 244ZM263 246H262V248H264ZM64 247H66V245ZM225 247L227 249H224ZM101 248H103V247L101 246ZM186 248H187V250L185 251ZM183 249H184V251H182ZM227 250H229V252H226ZM183 252L186 255L182 254ZM223 252H225V253H223ZM163 254L165 256H163ZM138 255L143 257V258L139 257ZM171 255L172 256L176 255V256H174V257H176V260H175V258L172 260ZM182 255L185 257H183ZM169 256L171 258H169ZM258 256H259V253L257 254V252L254 254H251L250 257H251L252 261H250V259H248L247 261H242L241 263L239 262L238 264H244V263L245 264H258L259 259H261L260 256L259 257ZM164 257H165V260H164ZM177 257L178 258L180 257L181 259H184V260H182V262H181V259L180 258L177 259ZM29 258L30 257L20 258V257L14 256L13 254H10L8 256L7 255L0 256V264H14L17 261L26 260ZM207 259H210V258L207 257ZM172 261H174V262H172ZM185 262L188 263V260ZM254 262H256V263H254Z\"/></svg>","mask_w":264,"mask_h":264},{"label":"water","instance_id":"95a60500","mask_svg":"<svg viewBox=\"0 0 264 264\" xmlns=\"http://www.w3.org/2000/svg\"><path fill=\"white\" fill-rule=\"evenodd\" d=\"M196 5L209 33H215L216 59L257 103L264 115V0H184Z\"/></svg>","mask_w":264,"mask_h":264},{"label":"crops","instance_id":"0c3cea01","mask_svg":"<svg viewBox=\"0 0 264 264\" xmlns=\"http://www.w3.org/2000/svg\"><path fill=\"white\" fill-rule=\"evenodd\" d=\"M111 215L108 214L92 221L87 220V215L85 214L77 215L71 220L73 223L68 227L69 231L59 233L58 237H47V240L44 241L49 243V245L45 247L43 242V251L29 259L34 263L39 256L65 250L82 251L84 259L80 262L81 264H93L94 260L102 261L107 260L108 256L112 257L113 254L115 256L119 228L117 224L112 222L113 218ZM59 219L61 220L62 218ZM65 245L66 247H64ZM14 264H24V260L17 261Z\"/></svg>","mask_w":264,"mask_h":264},{"label":"trees","instance_id":"16d2710c","mask_svg":"<svg viewBox=\"0 0 264 264\" xmlns=\"http://www.w3.org/2000/svg\"><path fill=\"white\" fill-rule=\"evenodd\" d=\"M95 219V218H94ZM84 259L82 251H55L39 256L32 263L30 259L24 260V264H81Z\"/></svg>","mask_w":264,"mask_h":264}]
</instances>
